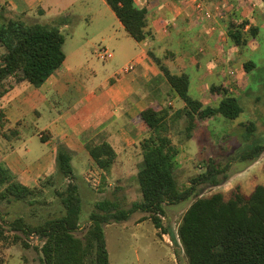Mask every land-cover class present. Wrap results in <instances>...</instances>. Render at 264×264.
Returning a JSON list of instances; mask_svg holds the SVG:
<instances>
[{"label": "trees", "instance_id": "obj_1", "mask_svg": "<svg viewBox=\"0 0 264 264\" xmlns=\"http://www.w3.org/2000/svg\"><path fill=\"white\" fill-rule=\"evenodd\" d=\"M104 1L136 42L153 36L147 7L137 8L135 0ZM234 18L228 22V38L236 46H245L250 38L257 36L258 30L251 25L245 30L248 22H237ZM35 21L5 8L0 11V97L22 82L40 87L65 60V36L60 28L74 26L78 17L60 14L51 18L50 23ZM148 55L166 80L163 90L168 87L183 102L181 113L186 120L188 139L199 120L216 115L236 120L243 112L238 97L223 85L210 86L211 94H222V98L216 107L205 106L190 96L188 75L171 71L172 53L166 51L159 56L152 50ZM244 68L249 73L253 66L245 65ZM168 117L167 109L153 106L146 107L139 115V125L148 136L139 143L142 160L136 183L140 200L130 208H124L116 197L119 190L116 186L110 197L95 202L87 228L81 237L76 236L81 227L82 198L71 166L72 152L64 144L57 143L55 173L45 181L53 187L62 214L37 224H30L22 217L12 219L7 225L0 220V245L6 240L7 232L13 234L14 242L21 240L20 233L40 241L41 264H110L103 226L127 221L134 212L140 211L149 215L156 228H162L167 205L188 200L202 184L218 186L226 180L230 163L208 157L202 165L203 170L190 178L189 185L179 188L174 175L179 149L168 135ZM3 118L0 111V121ZM251 125L248 123L247 130ZM85 148L102 170L104 183L112 169L118 166L116 152L103 133L87 141ZM263 153L264 146L257 145L241 153L240 159L248 166ZM261 167L264 176V158ZM35 189L37 187L32 189L20 184L0 160V201H26L34 197ZM33 202L29 200L30 204ZM177 235L187 264H264V184L255 185L249 193L236 186L227 193L216 191L196 198L184 212Z\"/></svg>", "mask_w": 264, "mask_h": 264}, {"label": "crops", "instance_id": "obj_2", "mask_svg": "<svg viewBox=\"0 0 264 264\" xmlns=\"http://www.w3.org/2000/svg\"><path fill=\"white\" fill-rule=\"evenodd\" d=\"M240 3L241 10L235 7L233 14L218 20L217 30L211 32V23L184 0H135L137 8L147 7L153 31L152 37L136 42L104 0H0V11L5 8L26 19L37 20L38 14L78 17L74 26L60 28L67 34L62 66L40 87L22 82L0 97L4 117L0 121V160L20 184L33 188L38 181L54 175L56 145L62 143L72 152L71 166L79 191L90 175L99 180V189L103 190L110 185V175L103 183L102 170L85 148L87 141L103 133L117 154L118 166L112 169L113 174L122 165L142 160L139 143L148 133L139 125L141 111L148 106L165 108L160 101L171 93L180 107L169 113V129L172 119L183 116V102L168 87L163 90L166 80L149 51L159 56L166 51L172 53L171 71L188 75L190 96L205 106L216 107L222 98V94H211V85H223L233 95L237 83L248 86L249 77L242 76H250L256 70L253 57L261 51L264 0ZM73 5H83L84 12ZM233 17L237 22L247 21V28L251 25L258 30L257 36L243 46L248 50L246 57L232 55L230 50L241 47L228 38V22ZM93 30L113 51L107 67L99 68L90 50L89 55L86 53V34ZM95 58L100 59L98 52ZM245 65H252V71L247 73ZM208 98L218 99L217 104L208 103ZM37 139L41 150L30 160L28 155L36 147Z\"/></svg>", "mask_w": 264, "mask_h": 264}, {"label": "rangeland", "instance_id": "obj_3", "mask_svg": "<svg viewBox=\"0 0 264 264\" xmlns=\"http://www.w3.org/2000/svg\"><path fill=\"white\" fill-rule=\"evenodd\" d=\"M228 1L241 10L240 0ZM73 6L78 11L84 12L83 5ZM37 17L35 22L40 24L50 23L52 18L40 14ZM63 34L66 37V32ZM86 39L87 55L90 50L92 60L98 67H107L111 60L97 59L95 55L100 49H106L112 54L113 51L106 47L101 35L96 30L88 32ZM259 42L261 51L253 57L256 70L252 71L250 76H242L245 79L249 77L248 86L241 87L237 83L233 88L234 96L237 95L243 110L239 118L228 120L216 115L212 118L199 120L198 126L190 133L192 139L189 143L185 132L186 120L184 116H176L170 121L168 135L179 149V154L175 158L174 175L180 189L187 187L190 178L203 170L202 165L208 157L217 158L222 163L229 162V177L218 186L202 184L197 187L196 192L188 200L167 205L162 217V228H156L149 215L140 211L134 212L127 221L113 222L103 226L110 264H187L177 229L191 202L212 192L227 193L236 186H240L244 193H249L256 184L264 183L261 167L264 153L248 166L240 159L241 153L252 147L264 146V34L262 37L260 36ZM68 43L69 40L65 47L66 52H68ZM244 48L241 46L230 50L232 55L246 57L248 50ZM170 96L160 101L161 106L167 108L169 113L180 107L179 102L173 101ZM207 101L216 105L218 99L208 98ZM169 102L171 105H168ZM248 123H252L249 130L246 128ZM39 145L41 143L37 139L36 147L28 155V159L32 160L38 155L41 150ZM139 164L134 161L126 166L122 165L121 169L111 173L112 175L108 177L107 181V185H110L103 190L99 189L98 179L95 180V185H92V180L89 179V182L86 180V184L80 189L82 198L81 227L75 233L76 236L81 237L87 228L89 213L94 209L95 202L110 197L111 191L116 186L119 187L116 197L121 200L124 208H130L132 203L140 200L136 183ZM45 180L44 178L38 181V185L33 187H37L33 198L11 203L0 201V220L7 225L12 219L22 217L30 224H37L46 218L60 216L62 212L59 200L53 192V187H50L51 185ZM29 200L34 202L30 204ZM12 235L11 232H7L6 240L0 245V264H41L40 241L34 236L25 237L19 233L21 240L14 242Z\"/></svg>", "mask_w": 264, "mask_h": 264}, {"label": "built area", "instance_id": "obj_4", "mask_svg": "<svg viewBox=\"0 0 264 264\" xmlns=\"http://www.w3.org/2000/svg\"><path fill=\"white\" fill-rule=\"evenodd\" d=\"M195 11L196 14L200 15L206 21H209L210 31L215 32L217 30L218 20H225L229 18L234 12L235 6L233 3L227 0H184ZM247 28V26L245 27ZM98 57L101 60H109L112 58V53L106 49H100L98 51ZM92 185H95V177L90 175Z\"/></svg>", "mask_w": 264, "mask_h": 264}]
</instances>
